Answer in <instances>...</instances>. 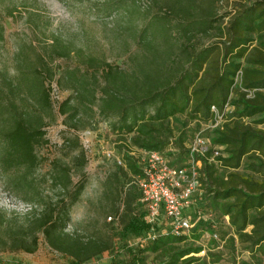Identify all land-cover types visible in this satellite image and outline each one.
<instances>
[{
    "label": "trees",
    "instance_id": "obj_1",
    "mask_svg": "<svg viewBox=\"0 0 264 264\" xmlns=\"http://www.w3.org/2000/svg\"><path fill=\"white\" fill-rule=\"evenodd\" d=\"M154 1H163L161 9L148 15L137 33L140 48L129 51L125 47V69L83 56L78 49V67L83 69L59 75L60 83L70 87L75 97L70 95L59 102L58 112L73 125L78 105L89 106L100 99L98 115L123 142L125 170L135 176L140 169L135 158L127 154L131 147L159 151L171 165H183L186 162L177 155L188 160L184 126L193 120L208 123L213 119L211 106H215L222 120L208 134V151L195 157L201 160V195L210 211L227 216L233 229L229 243L233 247L237 243L248 252L250 261L240 264H264V0H232L233 5L223 12L217 5L219 0ZM3 31L0 26V37ZM58 42L52 55L68 57L72 46ZM36 58L18 62L17 70L30 81L37 102L51 108L46 86L51 70L43 56L37 54ZM46 73L48 77L43 76ZM10 106L11 114L0 130V164L6 172L15 166L24 168L16 176L7 175L10 188L32 189L27 173L37 163L35 146L45 134L40 114L43 108L39 106L30 116L14 104ZM214 146L222 149L212 157ZM79 165H83V158ZM71 170L68 165H53L51 183L59 187L58 192L54 199H44L42 210L30 219L32 223L25 229L30 239L12 238L15 246L34 252L40 233L52 249L79 263L111 248V241L91 238L83 242L79 235L65 233L71 207L86 184L81 170L76 180ZM134 186L124 194L125 227L150 230L152 225L147 220L136 221L134 208L141 193L138 189L136 195ZM198 192L191 197L193 204ZM160 219L159 223L164 222ZM165 226L141 252L164 255L163 264H212L220 259L221 254L213 251L220 245L219 238L211 237L208 246L197 245L201 234L198 227L188 235H175L167 222ZM201 251L204 255H197Z\"/></svg>",
    "mask_w": 264,
    "mask_h": 264
},
{
    "label": "rangeland",
    "instance_id": "obj_2",
    "mask_svg": "<svg viewBox=\"0 0 264 264\" xmlns=\"http://www.w3.org/2000/svg\"><path fill=\"white\" fill-rule=\"evenodd\" d=\"M161 2L0 0V26L4 30L0 37V130L5 125V117L11 114L10 104H14L18 110L30 116L39 106L43 108L40 114L44 117L45 133L43 140L35 146L37 163L27 173L32 189H25L24 186L10 188L7 175L16 176L24 168L15 166L6 172L0 164V264H163L164 255L141 250L152 235L165 230L164 218L160 219L164 222H157L150 230L136 231L133 227H125L123 199L125 190L134 186L133 176L126 172L124 165L116 162V158L123 159L126 148L110 130L109 123L99 117L100 99H95L89 106L78 105L79 113L71 121L73 125L67 123L64 115L58 112L59 102L70 95L75 97L70 87L60 83L59 75L63 72L78 73L83 69L78 67V49L83 56L91 55L125 69L128 50L125 47L128 46L129 51L140 48L136 35L148 15L161 9ZM233 3L232 0H219L217 5L223 12ZM56 40L61 45L67 42L72 46L68 57L52 55ZM37 54L46 59L47 67L51 70L52 77L46 80L51 108L37 102V95L30 90V81L17 70L18 62L35 61ZM43 76L48 77L47 73ZM16 82L19 86H15ZM97 95L100 93L97 92ZM212 128L209 122L190 121L186 128L184 126L187 133L185 147L196 134L207 137L210 142L208 134ZM87 131L89 134L84 135ZM171 141H174L173 137ZM85 143L89 146H85ZM1 148L0 143V153ZM107 151L112 153L111 157L107 156ZM81 157L82 166L79 165ZM177 157L186 162L185 155L179 154ZM56 163L70 166L74 180L80 170L86 179L79 200L71 207V220L65 233L71 237L79 235L83 242L91 238L111 241L109 250L81 263L52 249L40 233L37 234L38 244L34 252L21 250L12 239L19 236L28 241L30 235L25 229L31 225L30 219L42 210L44 199L55 198L59 187L51 183V172ZM133 192L139 195L135 186ZM201 194L202 190L198 192L194 204L185 211L193 227H198V232H201L196 244L208 246L209 239L216 234L220 245L213 251H218L221 256L212 264L250 261L248 252L237 243L234 247L229 243L233 229L227 216L210 211ZM134 214L137 222L147 220L141 200L135 205ZM22 230L25 233L22 234ZM197 255H204V251ZM140 257H144V260H139Z\"/></svg>",
    "mask_w": 264,
    "mask_h": 264
},
{
    "label": "built area",
    "instance_id": "obj_3",
    "mask_svg": "<svg viewBox=\"0 0 264 264\" xmlns=\"http://www.w3.org/2000/svg\"><path fill=\"white\" fill-rule=\"evenodd\" d=\"M238 76V75H237ZM213 119L209 126L214 127L222 120V113L215 106H211ZM89 134V131L84 135ZM88 144L85 143V146ZM89 146V145H88ZM87 146V147H88ZM188 147V160L183 165H171L168 158L155 150H140L131 147L129 155L133 156L140 172L133 176L141 193V202L147 212V221L152 227L162 217L168 222L169 230L175 235H188L193 228V223L186 216L185 211L190 207L192 195L200 191L203 174L199 168L201 160L195 159L196 155H205L210 148L207 137L196 134ZM213 156L219 155L222 147L214 146ZM108 157L112 153L106 152ZM210 158L212 160L213 158ZM119 165H124L122 158H116ZM111 219V217H109ZM156 235H152L154 238ZM216 240V234L213 236Z\"/></svg>",
    "mask_w": 264,
    "mask_h": 264
}]
</instances>
